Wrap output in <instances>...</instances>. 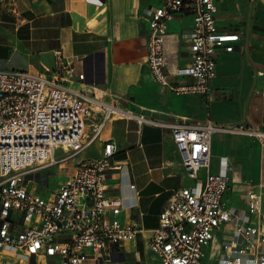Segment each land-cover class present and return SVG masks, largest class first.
<instances>
[{
	"label": "built area",
	"instance_id": "obj_1",
	"mask_svg": "<svg viewBox=\"0 0 264 264\" xmlns=\"http://www.w3.org/2000/svg\"><path fill=\"white\" fill-rule=\"evenodd\" d=\"M217 1L162 0L149 7L147 65L171 92L206 96L218 53L234 50L239 34L218 28ZM183 10L192 15L189 59L168 72L164 38L169 21ZM54 55L50 74L0 70V253L20 260L44 256L52 264H102L110 248L136 239L143 228L122 219V199L110 181L126 163L116 158L115 141L101 138L109 120L129 117L168 128L179 162L193 179L170 196L152 230L148 245L160 264H205L218 233L217 264H264V185L248 187V204L234 214L223 199L228 176L209 168L213 133L249 136L264 146V128L224 127L209 119L164 123L136 115L71 86L70 79L83 80L84 74H75L60 50ZM97 141V156H80ZM73 159V172L48 195L29 187L36 177L43 183L40 171Z\"/></svg>",
	"mask_w": 264,
	"mask_h": 264
},
{
	"label": "crops",
	"instance_id": "obj_2",
	"mask_svg": "<svg viewBox=\"0 0 264 264\" xmlns=\"http://www.w3.org/2000/svg\"><path fill=\"white\" fill-rule=\"evenodd\" d=\"M161 1L0 0V70L50 74L56 66L54 52L60 50L75 74H84L83 80L76 75L70 79L71 86L115 101L136 115L164 123L209 119L224 127L264 128V0L216 2L218 28L237 32L239 38L233 51L218 53L206 96L171 92L147 65V12ZM191 28L192 15L185 10L169 21L164 38L168 72L187 64ZM101 138L113 139L116 158L126 163L110 178L122 199V219H134L143 228L134 241L110 248L102 264H160L148 245L152 230L170 196L193 184V179L179 162L168 128L114 117ZM101 146L97 141L89 156H97ZM209 168L228 176L223 199L235 214L248 204V187L258 190L264 185V146L249 136L215 132ZM198 175L202 177L204 169ZM220 236L216 235L205 264H217ZM14 258L0 253V264ZM19 264L52 261L36 256Z\"/></svg>",
	"mask_w": 264,
	"mask_h": 264
},
{
	"label": "rangeland",
	"instance_id": "obj_3",
	"mask_svg": "<svg viewBox=\"0 0 264 264\" xmlns=\"http://www.w3.org/2000/svg\"><path fill=\"white\" fill-rule=\"evenodd\" d=\"M94 150V144L91 148H89L87 151L83 152L80 156H89L92 155V152ZM75 163V160H70L68 164H66L64 167H59L57 165L48 167L42 171H40L39 176L41 183L36 177V181H32L29 183V187H34V190L42 195H48L50 191H52L58 184H60L62 181L66 179V177L73 172V165ZM38 176V177H39ZM21 262L20 259L14 258L13 262H10V264H19ZM6 264H9V262L6 261Z\"/></svg>",
	"mask_w": 264,
	"mask_h": 264
}]
</instances>
